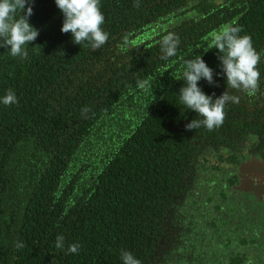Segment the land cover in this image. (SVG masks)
<instances>
[{
  "label": "trees",
  "instance_id": "1",
  "mask_svg": "<svg viewBox=\"0 0 264 264\" xmlns=\"http://www.w3.org/2000/svg\"><path fill=\"white\" fill-rule=\"evenodd\" d=\"M29 2L39 35L24 46L27 58L0 46V99L11 89L18 100L0 103V264H123L122 251L154 264L164 219L204 144L252 131L264 154L261 91L229 89L239 101L211 131L185 129L203 117L179 94L184 61L196 54L217 82L198 85L213 98L225 91L212 35L223 26L241 27L262 52L264 0H139L138 8L100 0L109 38L96 49L61 32L55 0ZM169 33L179 38L177 54L163 59ZM257 67L260 86L262 55ZM73 243L78 253L67 251Z\"/></svg>",
  "mask_w": 264,
  "mask_h": 264
},
{
  "label": "flooded vegetation",
  "instance_id": "2",
  "mask_svg": "<svg viewBox=\"0 0 264 264\" xmlns=\"http://www.w3.org/2000/svg\"><path fill=\"white\" fill-rule=\"evenodd\" d=\"M259 91L264 99V82ZM261 142L237 130L228 141L204 144L164 219L154 264H264V197L240 177L264 166Z\"/></svg>",
  "mask_w": 264,
  "mask_h": 264
},
{
  "label": "clouds",
  "instance_id": "3",
  "mask_svg": "<svg viewBox=\"0 0 264 264\" xmlns=\"http://www.w3.org/2000/svg\"><path fill=\"white\" fill-rule=\"evenodd\" d=\"M56 6L63 13L61 32L71 33L73 43L81 45L90 41L93 49L104 45L109 35L102 28L105 17L101 11L100 0H55ZM134 7H140L139 0H135ZM22 14L17 18L16 13ZM33 8L29 0H0V46L6 47L13 57L27 58L25 45L35 41L39 30L29 23ZM241 27L232 24L223 26L213 35V47L218 49L222 72L226 79V89L219 96L206 94L198 85L203 78L209 84L214 81V70L207 65L199 54L184 61L183 77L185 84L179 89L180 100L187 109L203 117L202 120L192 119L185 124L187 131H193L201 126L209 131L223 125L226 112L225 107L229 102H238L239 97L233 95L229 89L244 93L248 96L255 95L259 90L260 71L257 65L261 53L254 48L250 35H239ZM179 45V38L174 33L165 35L161 40L163 59L175 56ZM207 50V49H206ZM218 75V73H217ZM141 87L144 85L141 84ZM0 103L11 105L18 103L16 93L9 89L0 99ZM87 109L82 110V114ZM64 237H56V247L63 248ZM18 248H23L22 242L17 243ZM80 245H69V253H78ZM123 264H141V261L129 251H122Z\"/></svg>",
  "mask_w": 264,
  "mask_h": 264
},
{
  "label": "rangeland",
  "instance_id": "4",
  "mask_svg": "<svg viewBox=\"0 0 264 264\" xmlns=\"http://www.w3.org/2000/svg\"><path fill=\"white\" fill-rule=\"evenodd\" d=\"M160 27L155 26L150 31L149 34L153 35L156 29ZM219 30L213 32L217 33ZM101 144V143H100ZM264 167V166H263ZM262 166H256L253 169V166L248 167L242 174H240L241 178H246L249 180V183L254 187L256 190H260V194L264 197V168Z\"/></svg>",
  "mask_w": 264,
  "mask_h": 264
}]
</instances>
